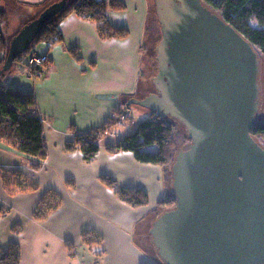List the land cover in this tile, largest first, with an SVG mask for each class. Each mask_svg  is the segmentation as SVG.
<instances>
[{
    "label": "crops",
    "instance_id": "crops-1",
    "mask_svg": "<svg viewBox=\"0 0 264 264\" xmlns=\"http://www.w3.org/2000/svg\"><path fill=\"white\" fill-rule=\"evenodd\" d=\"M42 1L0 0V7H14L22 14L24 21L18 24L17 33L40 12L38 3ZM121 1L123 8L110 9L107 16L113 27L126 29L124 36L101 37L94 22L70 13L59 24L62 42H41L34 47L49 57L42 76L30 77L22 60L0 77L2 85L34 96L47 150L43 164L34 168L31 158L0 142V248L18 242L19 264L158 263L145 247L150 246L146 234L156 204L171 193L164 168L138 161L130 150L108 151L106 143L113 144L128 133L115 130L116 126L99 136L100 148L90 159L78 147L67 146L74 133H92L116 108L149 92L140 79V68L153 5L149 0H128L127 8ZM101 93H114L115 97L102 98ZM134 106L136 118L149 116L147 107L141 111V105ZM15 170L21 173L14 177L16 181L35 187H7L2 175ZM103 176L118 186L142 189L146 203L129 204ZM49 189L59 194L61 203L45 219L36 220L33 211ZM15 223L21 225L18 233L12 231ZM84 231L92 232L99 243L90 248L83 239ZM138 236L143 244L136 240ZM98 251L101 254L95 255Z\"/></svg>",
    "mask_w": 264,
    "mask_h": 264
},
{
    "label": "water",
    "instance_id": "water-1",
    "mask_svg": "<svg viewBox=\"0 0 264 264\" xmlns=\"http://www.w3.org/2000/svg\"><path fill=\"white\" fill-rule=\"evenodd\" d=\"M65 2H52L18 30L0 75ZM154 5L161 31L154 91L132 103L179 120L190 141L175 152V204L152 221L150 242L163 264H264V145L252 135L259 55L200 0Z\"/></svg>",
    "mask_w": 264,
    "mask_h": 264
},
{
    "label": "trees",
    "instance_id": "trees-1",
    "mask_svg": "<svg viewBox=\"0 0 264 264\" xmlns=\"http://www.w3.org/2000/svg\"><path fill=\"white\" fill-rule=\"evenodd\" d=\"M54 1L56 0H45L38 3L41 7L40 11ZM200 1L232 25L252 44L259 58L262 57L264 59V0ZM123 6L124 4L121 0H66L60 11L43 24L30 47L20 54L14 62L22 60L24 62L28 54L37 53L34 47L41 42L49 45L62 42L59 24L70 13L94 22L101 37L124 36L126 29L113 27L109 23L107 16L108 10L121 9ZM6 21V10L4 7H0V67L5 59L9 44L2 30V24ZM4 73L5 71L0 77ZM111 117L113 118V115H110L108 121L94 129L92 133H74L72 139L67 143L68 148L74 149L78 147L85 159L93 157L100 148L97 139L114 123L110 121ZM173 120L180 122L172 116H160L159 113L151 111L148 117L141 118L133 132L124 135L113 144H106L105 148L108 151L130 150L138 161L161 165L164 168L165 176L168 177L167 165H169L170 169L176 150L179 147L186 146L190 141L186 128L182 124L187 140L176 150L174 149L176 125ZM252 135L264 142V118L254 125ZM0 142L31 158V165L34 168L40 167L46 158L47 150L43 134V123L37 111L34 96L30 93H23L8 88L1 83ZM14 177H21V173L15 170L11 174H3L4 184L7 187H17L19 190H30L35 187L26 182L16 181ZM102 179L109 186L115 188L117 194L129 204L137 206L146 203L147 195L142 189L132 186H118L115 181L107 176H103ZM14 181L17 183H14ZM60 203L61 197L55 190L49 189L45 191L33 211L34 219H45L58 208ZM174 204L175 196L172 192L162 197L154 209L155 217L163 209L172 207ZM12 231L18 233L21 231V225L15 223L12 226ZM82 235L88 244L99 241L92 232L84 231ZM20 254L19 243L11 242L6 248H0V264H19Z\"/></svg>",
    "mask_w": 264,
    "mask_h": 264
},
{
    "label": "rangeland",
    "instance_id": "rangeland-1",
    "mask_svg": "<svg viewBox=\"0 0 264 264\" xmlns=\"http://www.w3.org/2000/svg\"><path fill=\"white\" fill-rule=\"evenodd\" d=\"M124 1H125V4L127 5V8H128V4H129V3H127L128 0H124ZM146 1L147 0H144L145 3H146ZM149 1L152 3L153 7L150 6V13H149V16L147 18L148 23H147L146 30L148 28L149 29L145 33V39H147V42H146L144 47L142 46V59H141L142 68H140V77H141L140 79L143 83H147L148 86H146V87L148 88V90L152 89L150 91V92H152V91H154V85L152 83L153 82L152 77L154 76V74L156 73V70H157V61L155 59V54H156L155 45L161 36V31H160V26H159V23L157 20L158 17H157L155 5H154L155 0H149ZM15 8H18V6H15ZM40 9H41V7H40ZM5 10L7 13V21L2 24V30L4 32L6 40L10 41L11 38L16 34L18 24H20V22L24 21V18L22 16V14L19 12V10L14 9V7L9 9V10L7 8H5ZM47 64L48 63L46 62L44 64V66L46 67ZM24 65L26 68L27 67L26 63H24ZM259 86H260V94H259L260 106H259V109L256 113L257 121L263 120V118H264V59L262 57L260 58ZM150 92L146 91L145 93H143L142 94L143 97ZM134 104H137V103H128L127 105L123 106L122 108H119V107L116 108L111 113V116L113 115V118L112 117L110 118V121H113L114 123L110 126L109 129L104 131L103 134H101V135L104 136L105 134L109 133L112 130V127H114V126H116L115 130H118L121 132H128V133L133 132L136 128V125L141 120V119H139L140 117L136 118V115L133 114V112L137 111V107L134 106ZM137 105H140V104H137ZM138 108L143 109L141 111H147L146 108H144L142 105L139 106ZM125 110L129 111L128 117H126L125 119H120L118 117V115L123 113ZM149 113H151L150 109H149ZM174 122L176 125V127H175L176 128V132H175L176 136H174L175 137L174 138V146H175L174 149L176 150V148H178L183 142H185L187 140V136L185 134V129H184V126L182 125V123L177 122V121H174ZM128 133H126V134H128ZM122 137H120V138H122ZM260 143L262 145H264V142L262 140H260ZM106 144H108V143H106ZM167 171H168L169 183L171 185V176H170L169 165H167ZM171 192H172V190H171ZM147 237H148L147 243L150 246L146 245L145 248L148 250L150 249L149 252L154 254V256L158 262L157 264H163V262L161 260H159V258L157 257V254L155 253V249H154V246L152 245V243L150 242L149 235H147ZM140 238H142V237H140ZM140 238L138 236L136 238V240L143 244L144 242ZM93 245H94V243L91 244V246L90 245H88V246L91 248ZM73 252H74V250L72 251V253ZM100 254H101L100 251L95 252V255H100Z\"/></svg>",
    "mask_w": 264,
    "mask_h": 264
},
{
    "label": "built area",
    "instance_id": "built-area-1",
    "mask_svg": "<svg viewBox=\"0 0 264 264\" xmlns=\"http://www.w3.org/2000/svg\"><path fill=\"white\" fill-rule=\"evenodd\" d=\"M49 57L47 53H30L27 55L24 63H26V72L30 77H40L44 74V64L48 63ZM129 111L125 110L123 113L119 114L120 119H125L128 117Z\"/></svg>",
    "mask_w": 264,
    "mask_h": 264
},
{
    "label": "flooded vegetation",
    "instance_id": "flooded-vegetation-1",
    "mask_svg": "<svg viewBox=\"0 0 264 264\" xmlns=\"http://www.w3.org/2000/svg\"><path fill=\"white\" fill-rule=\"evenodd\" d=\"M152 90V89H151ZM151 90H149V92L151 91ZM148 235V234H147Z\"/></svg>",
    "mask_w": 264,
    "mask_h": 264
}]
</instances>
